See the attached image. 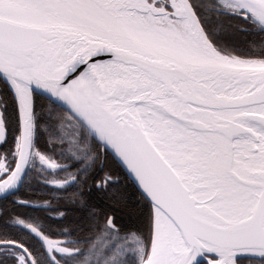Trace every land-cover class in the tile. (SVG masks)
I'll return each mask as SVG.
<instances>
[{
  "label": "snow or ice",
  "instance_id": "snow-or-ice-1",
  "mask_svg": "<svg viewBox=\"0 0 264 264\" xmlns=\"http://www.w3.org/2000/svg\"><path fill=\"white\" fill-rule=\"evenodd\" d=\"M0 264H264V0H0Z\"/></svg>",
  "mask_w": 264,
  "mask_h": 264
}]
</instances>
